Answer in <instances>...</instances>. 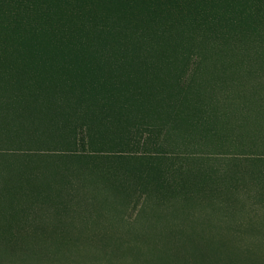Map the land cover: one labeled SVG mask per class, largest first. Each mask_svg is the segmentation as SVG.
<instances>
[{"label": "rangeland", "instance_id": "rangeland-1", "mask_svg": "<svg viewBox=\"0 0 264 264\" xmlns=\"http://www.w3.org/2000/svg\"><path fill=\"white\" fill-rule=\"evenodd\" d=\"M0 0V264H264V0Z\"/></svg>", "mask_w": 264, "mask_h": 264}, {"label": "trees", "instance_id": "trees-1", "mask_svg": "<svg viewBox=\"0 0 264 264\" xmlns=\"http://www.w3.org/2000/svg\"><path fill=\"white\" fill-rule=\"evenodd\" d=\"M30 2L31 0H15L14 3L17 7L19 6H24L25 8L26 7H30Z\"/></svg>", "mask_w": 264, "mask_h": 264}]
</instances>
